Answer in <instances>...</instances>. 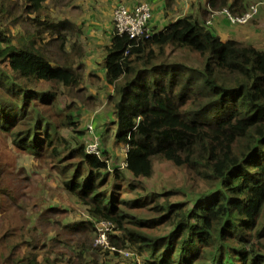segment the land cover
Returning <instances> with one entry per match:
<instances>
[{
	"label": "trees",
	"instance_id": "obj_1",
	"mask_svg": "<svg viewBox=\"0 0 264 264\" xmlns=\"http://www.w3.org/2000/svg\"><path fill=\"white\" fill-rule=\"evenodd\" d=\"M48 1L0 0V131L19 151L52 161L91 215L122 232L113 244L144 264H264V46L223 40L207 23L224 9H262L264 0H209L205 23L189 14L149 37L116 29L105 48L106 81L116 89L111 123L127 147L130 178L62 133L79 127L74 102L62 97L92 98L80 95L83 46L67 50L77 26L56 19ZM18 26L24 32L14 36ZM156 160L182 169L185 180L140 192ZM4 173L0 159V211ZM26 223L19 238H0V264H64L50 251L40 258L47 245ZM77 248L69 264H97L86 260V242Z\"/></svg>",
	"mask_w": 264,
	"mask_h": 264
},
{
	"label": "rangeland",
	"instance_id": "obj_2",
	"mask_svg": "<svg viewBox=\"0 0 264 264\" xmlns=\"http://www.w3.org/2000/svg\"><path fill=\"white\" fill-rule=\"evenodd\" d=\"M89 1L67 0V3H61L60 0L48 1L49 11L56 19L70 20L77 26L75 29L77 37L69 35L67 50H71L72 44L77 41L84 48V57L89 55L86 52L93 48L90 46L91 38L86 37L84 31L85 22L91 19L90 15L93 12H96L94 5ZM118 6L114 7L113 12ZM261 7L263 8H260L258 15L247 24L227 23L233 28L241 29L240 35L249 36L246 41L259 47L264 46V12L261 11L264 10V2ZM223 15L226 17L225 14ZM11 31L14 36H19L24 29L21 26L11 27ZM95 40L98 39L94 37V47ZM95 48L93 53L101 54L102 48L98 51ZM84 57L81 59L83 62ZM88 73L85 65L84 81L81 84L84 91L80 95L92 99L62 97L63 105L74 102L73 110L69 112L73 114L79 126L78 129L63 128L62 133L66 137L76 138L84 143H88L94 136H100L101 147L107 150L105 158L109 160L111 169L117 168L124 176L130 178V174L124 168L127 147L115 140V126L111 123L113 115L110 112L108 95L112 93L113 96L116 91L103 85L104 81L102 82L100 77L92 78L93 75ZM82 129L85 130L84 137H80L75 132ZM0 159L5 172L2 175L4 180L2 186L7 189L2 197L4 210L0 211V223H2L0 238L11 231L19 238L22 225L27 221L24 230L27 232L32 227L38 226V233L42 237L41 243L47 245L40 258H44L45 253L50 251L51 257L58 256L64 264H69V259H73L79 252L77 247L86 242L89 247L87 261L95 258L97 264H144L141 256L130 247L120 249L113 244L118 236L123 235L122 232L116 228L114 222L107 219L100 220L91 215L89 206L81 203L77 196L68 190L60 169L54 167L52 161L37 157L30 152L19 151L12 138L2 131H0ZM112 178L113 174L110 179ZM184 180L185 173L182 169L170 162L156 160L154 175L143 180L147 189H140V192L177 187ZM117 184H125V181L121 179ZM45 215L49 217V223L44 227L42 217L44 218ZM105 222H110L112 226L108 231L106 242L100 244L98 238L102 227H105L103 225ZM94 247L97 249L96 252L92 250Z\"/></svg>",
	"mask_w": 264,
	"mask_h": 264
},
{
	"label": "crops",
	"instance_id": "obj_3",
	"mask_svg": "<svg viewBox=\"0 0 264 264\" xmlns=\"http://www.w3.org/2000/svg\"><path fill=\"white\" fill-rule=\"evenodd\" d=\"M141 1L148 2L152 7L151 28L153 31L160 30L171 22L189 14H195L199 21L205 23L203 10H209V0H90L89 2L94 5L96 12L90 15L92 20L89 19L84 24L85 36L91 38L92 43L90 46L96 47L95 50L97 51L101 48L102 50L101 54H97L93 53V48L89 49L86 52L89 55L84 57V63L87 66L88 75H93L91 76L92 78L100 77L102 82L104 81L102 84L108 86L114 92L116 91L115 86L106 81L105 65V48L110 45L112 37L116 32V26L113 21V9L118 5L134 9ZM100 6L101 8H99ZM261 11L264 12V10ZM207 23L223 40L230 38L246 40L249 38V36L240 35L241 29L229 26L227 23L231 25V22L221 12H216ZM94 37L98 39L95 40V47L93 45ZM111 95L112 93L108 95V98Z\"/></svg>",
	"mask_w": 264,
	"mask_h": 264
},
{
	"label": "built area",
	"instance_id": "obj_4",
	"mask_svg": "<svg viewBox=\"0 0 264 264\" xmlns=\"http://www.w3.org/2000/svg\"><path fill=\"white\" fill-rule=\"evenodd\" d=\"M260 4H254L242 14H233L229 9H224L221 12L225 14L227 19L235 25H244L249 23L254 17H256L260 11ZM152 7L148 2H142L134 9H130L124 5H119L113 12V21L116 29L120 33H128L131 38L146 36L149 37L153 34L151 28L152 19ZM86 149L88 153L96 154L100 158H105L103 154V148L101 147L100 136H94L88 143H86ZM98 243H104L107 240V234L112 224L105 222L103 224Z\"/></svg>",
	"mask_w": 264,
	"mask_h": 264
}]
</instances>
